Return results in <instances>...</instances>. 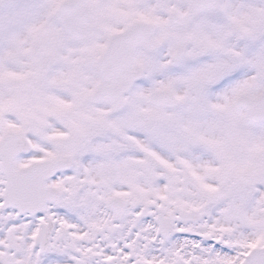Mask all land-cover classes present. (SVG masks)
<instances>
[{"label": "snow or ice", "instance_id": "obj_1", "mask_svg": "<svg viewBox=\"0 0 264 264\" xmlns=\"http://www.w3.org/2000/svg\"><path fill=\"white\" fill-rule=\"evenodd\" d=\"M0 264H264V0H0Z\"/></svg>", "mask_w": 264, "mask_h": 264}]
</instances>
